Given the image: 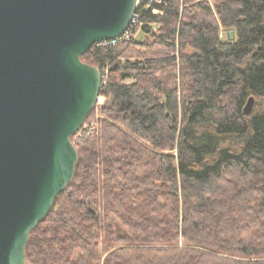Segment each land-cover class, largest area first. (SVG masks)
<instances>
[{
  "label": "trees",
  "instance_id": "obj_1",
  "mask_svg": "<svg viewBox=\"0 0 264 264\" xmlns=\"http://www.w3.org/2000/svg\"><path fill=\"white\" fill-rule=\"evenodd\" d=\"M135 15L142 41L81 57L105 77L88 117L103 119L26 264H264V0H153Z\"/></svg>",
  "mask_w": 264,
  "mask_h": 264
},
{
  "label": "water",
  "instance_id": "obj_2",
  "mask_svg": "<svg viewBox=\"0 0 264 264\" xmlns=\"http://www.w3.org/2000/svg\"><path fill=\"white\" fill-rule=\"evenodd\" d=\"M137 5L0 0V264H26L30 233L72 182L78 155L71 139L102 87L101 72L81 57L120 38ZM253 104L249 98L245 115Z\"/></svg>",
  "mask_w": 264,
  "mask_h": 264
},
{
  "label": "built area",
  "instance_id": "obj_3",
  "mask_svg": "<svg viewBox=\"0 0 264 264\" xmlns=\"http://www.w3.org/2000/svg\"><path fill=\"white\" fill-rule=\"evenodd\" d=\"M152 2H153V0H138L137 8L139 7V5H141L142 7H145V9H148L151 6ZM153 13L155 14L156 12L154 11ZM138 20H139L138 17L136 15H134L128 30L120 38H118L114 41L96 44L94 47L101 48V49L112 48V47H116L120 43H123L125 41L130 40V39H133V35L131 34V32H132V30L139 27ZM103 77L104 76H102V86L104 84L103 83ZM86 127H87V125L84 123L83 126L78 130V132L73 136V137H75V136L78 137L77 144L79 142H81L84 138L96 134L97 125H94L93 127L89 128V129H86Z\"/></svg>",
  "mask_w": 264,
  "mask_h": 264
},
{
  "label": "rangeland",
  "instance_id": "obj_4",
  "mask_svg": "<svg viewBox=\"0 0 264 264\" xmlns=\"http://www.w3.org/2000/svg\"><path fill=\"white\" fill-rule=\"evenodd\" d=\"M134 30H135V29H134ZM132 31H133V30H132ZM221 33H224V31L222 30ZM143 38H144V35H143L140 31L137 32V33L135 34V36H133V39H134L135 41H138V42L142 41ZM186 53H187V54H191V52H190L189 50L186 51ZM104 78H105V77H103V81H104ZM127 83H130V82H127ZM103 103H104V99H103L102 97H99V100H98V103H97L96 106H97V107H100V106L103 105ZM252 108H253V107H252ZM100 119H103V117H102L98 112H96V113L94 114V116H93L91 119H87V121L85 122V124L87 125L86 129H89V128L93 127L94 125H98V121H99ZM71 141H72V143H73L74 145H76V144H77V141H78V137H77V136L73 137V138L71 139ZM111 223H112V225L114 226V230H115L116 235H117L118 237L123 238V237L125 236V233L123 232V230H121V229L118 227V225H117L114 221H112ZM102 260H103V258H102Z\"/></svg>",
  "mask_w": 264,
  "mask_h": 264
}]
</instances>
